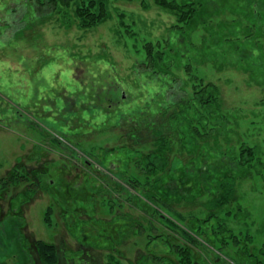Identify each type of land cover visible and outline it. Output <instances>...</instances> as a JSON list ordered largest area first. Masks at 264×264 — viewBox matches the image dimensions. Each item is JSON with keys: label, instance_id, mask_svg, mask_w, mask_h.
<instances>
[{"label": "rangeland", "instance_id": "1", "mask_svg": "<svg viewBox=\"0 0 264 264\" xmlns=\"http://www.w3.org/2000/svg\"><path fill=\"white\" fill-rule=\"evenodd\" d=\"M107 1L109 16L91 27L21 5L0 20V176L25 168L23 183L0 192V264L49 263L37 262L35 243L59 246L64 263L135 264L139 252L178 261L169 239L199 264H264V0H192L183 21L155 0ZM33 19L42 21L26 29ZM212 88L221 105L189 98ZM181 96L197 125L170 122ZM142 112L170 136L135 155L125 145ZM150 151L176 168L159 186L183 180L189 189L177 194L186 196L176 201L182 215L168 217L194 243L165 222L150 230L152 217L136 205L149 202L151 178L160 183L140 159ZM222 158L228 167L219 172ZM118 183L125 189H113ZM223 186L234 189L226 203ZM128 189L140 199L127 200ZM159 233L166 238L148 246Z\"/></svg>", "mask_w": 264, "mask_h": 264}, {"label": "trees", "instance_id": "2", "mask_svg": "<svg viewBox=\"0 0 264 264\" xmlns=\"http://www.w3.org/2000/svg\"><path fill=\"white\" fill-rule=\"evenodd\" d=\"M157 4L160 6H163L165 8H170L173 10H176L179 12L181 15L180 21H183L189 13L192 11V9H195V2L192 0H184L183 5L179 4L178 0H155ZM198 4L202 6L201 1H197ZM196 2V3H197ZM21 7H26V8H31L33 15L36 14V16H43V15H50V13L53 12H65L67 14L74 15V17L80 21L79 26L82 27H91L94 26L103 20H105L109 16V11H108V1L107 0H0V20L2 18H7L9 16H12L14 14L19 13V6ZM188 9V10H186ZM29 18V17H28ZM68 19H70L68 17ZM10 20V19H9ZM40 20L33 19V22L30 23V26H28L26 29H31L33 25H37L41 23ZM41 37L40 34L36 33V36L33 38L37 40ZM152 47L151 43L146 45L147 48V55L148 57L152 55ZM39 57H42V55H38ZM160 55L154 54V61L153 65L156 66L158 69H162L163 66L160 63ZM39 63V62H38ZM41 64V63H40ZM148 65V64H147ZM161 65V66H160ZM153 68V67H152ZM164 69V68H163ZM158 72H160L158 70ZM207 89H202L195 91L194 98L190 99H198L199 104L198 105L200 108L206 107L209 102L211 105L213 103H217V105H221L220 97H219V91L216 90V88H212V92L209 91L208 94H206ZM206 94V95H203ZM180 100L178 101L179 104H181L179 110H176L177 112H173L172 118H170V122L176 120L178 118L184 119V121H188L189 124L191 125H197L198 123H194L197 120L195 119V116L193 117H188L186 114L187 109L192 105L190 102L186 105L185 97L183 98L182 96L179 98ZM187 99V97H186ZM176 102V101H175ZM186 110V111H185ZM149 112H142V113H136V115L131 119L132 121V126L134 127V130L132 131V134H137V136H133V142L129 145H125L128 150L136 152H143V148H149L150 146L155 147L156 143L159 141H164L170 134L167 132L162 131V125L158 122L156 125L153 123V119L150 117ZM198 117L199 114L197 115ZM152 119V120H151ZM130 121V120H128ZM200 121V120H199ZM155 125V126H154ZM140 130V131H139ZM244 144V143H243ZM155 145V146H154ZM241 157H245L248 155L249 158H253L255 155V152L251 150L250 148H241ZM155 154L150 152L144 153L143 157L140 159H147L150 164V169L152 172L159 171V174H157L158 178L157 181L160 182L153 186L152 178L148 181V186L149 190H147L146 197L149 199V202H144V200H141V202L137 201L138 204L137 206L143 208V212L146 211V213L152 217L150 218L149 222L151 223L150 225V230L156 231L159 227L157 222L166 223L168 225V228H172L174 232L176 233H182L183 235L189 237V241L194 243L196 241V237L194 235L188 234L186 231L180 230L178 224L170 219L168 215L170 213H174L176 216L180 217L181 212L178 211L176 208L177 206V200L181 199L182 197H186L185 195H177L181 192V194H185L189 191L188 188H186V183L185 181L182 180L181 187L176 188V186H170V183L167 184L166 186H159V184L164 183L162 182L164 178L166 177H171L170 175L176 171V168L173 169L170 168L169 161H167L161 154L154 156ZM226 163V160L222 158L221 160L218 161V164H216V167L219 168V172L221 170H224L228 167V165H224ZM211 166L205 165L204 170L201 169L199 170V173H204V171ZM192 172H194L192 170ZM200 173V174H201ZM127 177V180H126ZM125 180L126 183L128 184L129 187L134 189V192H138L139 187L141 188V185L139 184L140 181L138 178H135L133 176H126ZM1 185V184H0ZM3 185V184H2ZM225 189V193L223 192L221 194V201L222 203H226L228 201V195H232L234 192L233 188L227 189L226 186H223ZM1 188V187H0ZM125 185L122 186L121 183H118L113 187V189H118L119 191L124 190ZM128 193L124 197L128 199H133L136 196L137 198L140 199V196L137 194L133 193L131 190H127ZM126 191V192H127ZM113 201L115 199H118L117 197L113 196ZM120 199V198H119ZM136 203V201H135ZM168 211V212H166ZM165 212V213H164ZM158 214L160 216V219H157L154 217V215ZM173 215V214H172ZM141 222V220H139ZM137 221V225L135 226V229H138V231H145L147 229V226L139 223ZM144 221H142L143 223ZM138 226V227H137ZM137 227V228H136ZM178 230V231H177ZM151 237L148 246L150 243L153 241L159 239V238H166V234L164 233H159L156 235H151ZM163 241V240H161ZM172 243V242H171ZM169 245L170 249L173 253H176L179 258L178 261L176 257L173 256H167L165 257L164 255L157 254L156 252H151V253H146L145 252H139L138 260L135 262V264H199L198 261H194L193 254L192 252L189 251L190 247H182L180 244H170V239H169ZM38 253L44 257V260L47 262H56V264H63L61 262V259L58 256V253L54 250V248L51 245H48L46 243L38 244ZM85 264V263H84Z\"/></svg>", "mask_w": 264, "mask_h": 264}, {"label": "flooded vegetation", "instance_id": "3", "mask_svg": "<svg viewBox=\"0 0 264 264\" xmlns=\"http://www.w3.org/2000/svg\"><path fill=\"white\" fill-rule=\"evenodd\" d=\"M29 172H27V174H28ZM24 174H25V168H24V166H20L18 163H17V165H15L14 166V168L12 169V170H10V171H8L6 174H5V176H0V186H1V188H0V192H3V189H6V188H8V184L9 183H14V182H16V183H23L24 181H25V179H24ZM4 183V184H3ZM3 184V185H2ZM46 244H48V245H51L53 248H54V250L58 253V256H59V258H60V249H59V246H56V244H52V243H46ZM35 246H36V248H35V250H33V252H35L36 253V251H37V253H38V243H35ZM24 247V246H23ZM24 249H28V247L27 248H24ZM23 249V250H24ZM11 253V252H10ZM31 257V256H30ZM38 260H37V262L39 263L41 260H44V257H42L39 253H38ZM41 259V260H40ZM61 259V258H60ZM61 262L63 263V264H74V263H76L77 261H73V262H68V263H64L63 262V260H61ZM85 264H88V262L87 261H85L84 262ZM47 264H56V262H49V263H47Z\"/></svg>", "mask_w": 264, "mask_h": 264}]
</instances>
